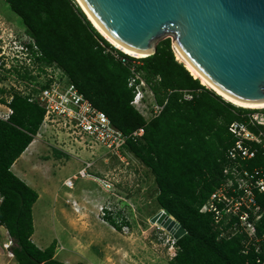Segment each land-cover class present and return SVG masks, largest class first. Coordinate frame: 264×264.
<instances>
[{"label":"trees","instance_id":"1","mask_svg":"<svg viewBox=\"0 0 264 264\" xmlns=\"http://www.w3.org/2000/svg\"><path fill=\"white\" fill-rule=\"evenodd\" d=\"M35 40L45 66H56L81 94L104 112L124 134L139 128L145 135L128 150L155 178L160 208L185 230L177 241V256L169 264H254L241 254L239 239L223 241L212 227L210 215L200 213L221 181L226 150L231 145L228 126L241 108L203 86L177 60L170 39L156 53L135 59L112 46L89 21L76 0H4ZM138 61L136 72L145 81L156 103L164 106L146 121L132 106L134 89L129 67L110 52ZM24 79H33L26 71ZM190 92L187 101L183 92ZM0 90V105L13 114L0 119V226L12 240L10 252L18 264H66L55 258L57 243L44 250L31 240L33 206L38 193L12 172V167L34 141L44 110L13 91L10 103ZM58 152V151H56ZM108 223L120 230L111 217Z\"/></svg>","mask_w":264,"mask_h":264},{"label":"built area","instance_id":"2","mask_svg":"<svg viewBox=\"0 0 264 264\" xmlns=\"http://www.w3.org/2000/svg\"><path fill=\"white\" fill-rule=\"evenodd\" d=\"M107 52L121 60L133 74L129 82V87L134 89L132 106L144 117L146 112L151 119L159 116L164 106L156 103L145 81L136 72L139 62L121 57L110 49ZM41 57L35 40L26 33L25 38L20 40L13 31L0 37L1 64L10 61L13 65L11 71L17 70L22 75L27 71L31 77H35V80L24 79L15 72L20 88L13 89L44 110V118L34 140L52 136L58 142L56 149L76 158L82 152L94 155L96 150L104 148L108 156L105 161H109V158L116 159L125 167L130 166L133 154L127 148L128 143L142 140L145 129L139 128L130 134H124L104 112L80 93L59 68L39 62ZM23 84L27 86L24 87ZM145 88L153 96V104L144 102ZM183 97L187 101L193 98L187 91L183 92ZM11 100L12 96L7 102L10 103ZM4 107L6 111L0 113V119L8 121L13 111L8 106ZM239 108L242 111L237 114L238 119L228 126L232 141L224 156L221 181L200 208V213L211 216L212 227L219 240L239 239L241 254L252 257L254 264H264V105ZM84 164L78 171V178L93 177L88 172L93 164ZM95 179L100 182L102 189L114 188V184L105 179ZM69 180L72 189L73 182L72 179ZM1 201L0 197V203ZM158 229L161 230L156 233L159 235L158 239L165 240L169 247L170 260H173L178 253V239L162 227ZM163 231L168 234H165L166 239Z\"/></svg>","mask_w":264,"mask_h":264},{"label":"rangeland","instance_id":"3","mask_svg":"<svg viewBox=\"0 0 264 264\" xmlns=\"http://www.w3.org/2000/svg\"><path fill=\"white\" fill-rule=\"evenodd\" d=\"M25 29L21 19L10 10L4 0H0V37L13 31L18 40L24 39ZM12 67L10 61L3 64L0 61V90L6 91L3 95L6 101L13 95L14 87L20 88L15 72L11 71ZM145 89L144 102L153 104V96ZM0 112L5 113L4 108H0ZM144 118L150 121L151 116L146 112ZM35 142L38 150L40 149L38 154L27 150L18 159L17 166L24 173H34V177L36 176L37 187L34 190L40 194V199L35 203L33 219L36 222L35 233L42 235L44 239L39 243L37 237L34 238L33 243L38 248H47L54 241L57 242L56 234L60 230L56 219L59 220L58 213H62L68 236L60 239L62 246L58 245L60 252L57 259L60 261L69 256L72 264H92L95 255L105 253L104 256L110 258V261L117 254L131 264H169V247L156 234L161 231L159 227L163 228L159 221L161 214L166 212L156 200L159 192L154 175L134 155L130 159V166L125 167L116 159L109 158V161H105L108 156L104 148L96 150L94 155L82 152L76 158L56 149L58 142L52 136H44L42 140ZM84 162L93 164L88 171L93 177L78 178V171L85 166ZM12 171L15 176L19 175L14 167ZM94 177L113 183L114 188L102 189L100 182ZM69 179L73 182L72 189L64 185ZM86 191L90 196L88 198L83 197ZM108 216L116 221L120 230L108 223ZM96 224L103 226L105 230L99 231ZM84 231L86 238L83 237ZM165 231L162 233L168 235ZM100 239H104L103 244H100ZM11 244L12 240L3 228L0 230V259L3 264H9L7 260L12 255Z\"/></svg>","mask_w":264,"mask_h":264},{"label":"water","instance_id":"4","mask_svg":"<svg viewBox=\"0 0 264 264\" xmlns=\"http://www.w3.org/2000/svg\"><path fill=\"white\" fill-rule=\"evenodd\" d=\"M79 1L96 30L94 22L121 47L149 57L171 39L218 91L264 105V0ZM160 220L176 239L185 235L166 213Z\"/></svg>","mask_w":264,"mask_h":264},{"label":"crops","instance_id":"5","mask_svg":"<svg viewBox=\"0 0 264 264\" xmlns=\"http://www.w3.org/2000/svg\"><path fill=\"white\" fill-rule=\"evenodd\" d=\"M0 108H4V110L6 111V109H5V107H3V106H1L0 105ZM1 113V112H0ZM36 140H34L33 142H32V144L35 142ZM31 144V145H32ZM30 145V146H31ZM28 147V149L27 150H32L33 151V154H35V155H37L38 154V151L40 150H38V147H37V143L35 142L33 145H32V147ZM32 148V149H31ZM26 150V151H27ZM25 151V152H26ZM24 152V153H25ZM22 154L21 155V157H23L25 154ZM18 161V160H17ZM17 161L15 162V164L13 165V167L14 168H16L17 167ZM12 167V168H13ZM17 174H19V175H17ZM17 176H18V178H20L22 181H24L27 185H29L31 188H33V189H35L36 187H37V185H35V184H32V183H30L28 180H27V178H26V173H24V171L23 170H21V171H18L17 172ZM31 175H32V177H33V180H35V177H34V173H31ZM37 192V191H36ZM38 195H39V198H38V200L40 199V194L38 193ZM88 196H89V194H88V191H86L84 194H83V197L84 198H88ZM90 197V196H89ZM34 207H35V205L33 206V214H34ZM59 214V217L60 218H58L59 220H57L56 219V221H57V224H58V227H59V230H60V232L59 233H57L56 234V239H58L57 240V248H56V253H55V258L57 259V256H58V254H59V252L60 251H58L59 249H58V245H63L62 244V241L60 240L61 238H64V236H68L67 234V230H65V228H64V226H65V224H64V220H63V216L60 214V213H58ZM33 222H34V234H33V236H32V238H31V240H32V242H33V240H34V238L35 237H37V242H39V243H42L43 241H44V239H43V236L42 235H38V234H36L35 233V226H36V222H35V219H33ZM96 229H99V231H103V230H105L104 229V227L103 226H101V225H97L96 224ZM3 229V227L2 226H0V230H2ZM86 231H84L83 232V237L84 238H86ZM2 234V233H1ZM2 237H3V239H5V237L2 235ZM3 239H1V240H3ZM71 243H73V241H72V238H71ZM70 243V244H71ZM104 243V239H100V244H103ZM45 248H42V250H44ZM109 254H112V253H109ZM105 255V253H103V254H101V256L100 255H95L94 257H93V259H94V261H93V263L92 264H131L128 260H123V259H121V257L119 256V255H113V256H115V258L112 260V261H110L111 259L110 258H107L106 256H104ZM9 258V259H8ZM7 259V261H8V263L9 264H18L16 261H15V259H14V257L12 256V255H10V257H8ZM1 260V259H0ZM57 260H59V259H57ZM83 260H85V259H83ZM2 261V260H1ZM0 261V262H1ZM60 261V260H59ZM61 262H64V263H66V264H72V260H71V258H69V256H67L64 260H62ZM1 264H3V261L1 262Z\"/></svg>","mask_w":264,"mask_h":264},{"label":"bare ground","instance_id":"6","mask_svg":"<svg viewBox=\"0 0 264 264\" xmlns=\"http://www.w3.org/2000/svg\"><path fill=\"white\" fill-rule=\"evenodd\" d=\"M79 1V0H78ZM80 2V1H79ZM91 18V17H90ZM93 20V19H92ZM94 22V21H93ZM94 24L97 27V30L99 31V33L112 45L114 46L116 49L122 51L123 53L131 56V57H135V58H143L145 57L144 55H137L135 53H133L132 51H129L128 49H125L123 47H121L120 45H118L115 41H113L95 22ZM173 47H174V51L177 57V60L180 61V63H183L184 66H186V69L191 73V75L195 78V79H199L201 84L205 87H207L208 89L214 90L216 93H218L219 95H221L224 99H226L227 101L233 103L236 106L239 107H245V108H250V107H259L256 105H246V104H242L239 102L234 101L233 99H230L228 96L224 95L223 93H221L220 91H218L213 85H211V83H209L202 75L201 73H199V71L181 54V52L178 50V48L176 47V45L174 44L173 41ZM134 61V60H133ZM146 94V93H145ZM35 143V142H34ZM33 143V144H34ZM32 144V143H31ZM30 144V145H31ZM32 144V145H33ZM32 145L30 147H32ZM28 149V148H27ZM16 172L21 171L22 169H20L18 166L16 168H14ZM27 172V171H26ZM28 173V172H27ZM27 180L32 183L37 185L36 180H33V177L31 175V173L28 175H26ZM75 179V178H74ZM70 181L69 180L65 186L69 187V189H71L70 187ZM68 184V185H67ZM44 190V187H43ZM166 221V220H165ZM163 225V222H162ZM161 226V224H160Z\"/></svg>","mask_w":264,"mask_h":264}]
</instances>
